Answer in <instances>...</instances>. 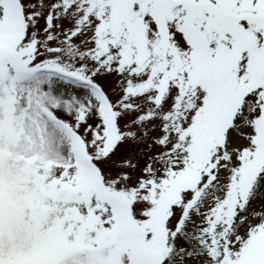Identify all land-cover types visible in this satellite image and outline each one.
Segmentation results:
<instances>
[{"label":"snow or ice","instance_id":"6c2138e0","mask_svg":"<svg viewBox=\"0 0 264 264\" xmlns=\"http://www.w3.org/2000/svg\"><path fill=\"white\" fill-rule=\"evenodd\" d=\"M0 264H264V0H0Z\"/></svg>","mask_w":264,"mask_h":264}]
</instances>
